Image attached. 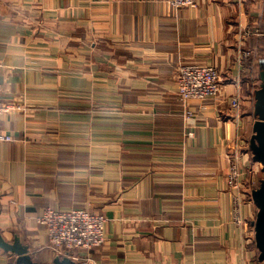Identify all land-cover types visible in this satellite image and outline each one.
I'll list each match as a JSON object with an SVG mask.
<instances>
[{"label":"crops","instance_id":"crops-1","mask_svg":"<svg viewBox=\"0 0 264 264\" xmlns=\"http://www.w3.org/2000/svg\"><path fill=\"white\" fill-rule=\"evenodd\" d=\"M170 1L0 0L3 101L15 106L1 118L14 141L0 145V233L35 262L63 258L35 220L51 207L106 217L95 264H261L234 221L227 173L235 144L250 150L254 134L258 85L238 47L244 31L264 34V0ZM182 64L213 67L227 84L219 101L190 102L189 120ZM247 154L243 180L260 169L253 191L264 172ZM251 194L240 202L248 226ZM15 260L0 249V264Z\"/></svg>","mask_w":264,"mask_h":264},{"label":"built area","instance_id":"built-area-1","mask_svg":"<svg viewBox=\"0 0 264 264\" xmlns=\"http://www.w3.org/2000/svg\"><path fill=\"white\" fill-rule=\"evenodd\" d=\"M170 4L176 9L198 7L197 0H171ZM252 35L262 36L264 34L259 30L244 31L241 34V43L238 47V63L240 65L253 55L251 50L244 48V42ZM1 75L2 63L0 62V145L14 141L11 135L2 130L1 118L15 109L14 105L3 101ZM176 87L177 100L185 108L186 120L191 119L193 116L189 108L190 102L219 101L226 96L227 92V84L221 73L213 67L202 64L180 65L176 74ZM243 95V87L238 81L234 94L228 97V107L233 111L236 118H239L242 114ZM244 146L235 144L234 156L229 164L227 180L229 186L238 191V196L235 200L236 212L234 221L241 227L245 243L254 245L255 231L253 223L248 226L240 215V202L241 204L246 202L244 200V191L249 194L252 193L251 190L255 184L252 175L256 172V168L250 170L251 179L248 186L243 183L242 166L245 162L244 157L248 155V149H242ZM257 169L259 168L257 167ZM35 220L36 224L45 230L48 244L56 255L68 257L74 264H95L91 257V252L99 250L105 244V216L80 208L61 211L46 207Z\"/></svg>","mask_w":264,"mask_h":264},{"label":"water","instance_id":"water-1","mask_svg":"<svg viewBox=\"0 0 264 264\" xmlns=\"http://www.w3.org/2000/svg\"><path fill=\"white\" fill-rule=\"evenodd\" d=\"M260 86L254 92L253 115L255 123L250 139V152L254 162L259 163L264 172V70L259 72ZM252 201L257 208L253 222L255 231V245L258 250V258L264 264V180L252 191ZM0 249L15 257L16 264H39L30 255L29 246L20 243L18 238L12 242L6 241L0 233ZM54 264H74L68 257L56 258Z\"/></svg>","mask_w":264,"mask_h":264},{"label":"trees","instance_id":"trees-1","mask_svg":"<svg viewBox=\"0 0 264 264\" xmlns=\"http://www.w3.org/2000/svg\"><path fill=\"white\" fill-rule=\"evenodd\" d=\"M250 38V37H249ZM250 49H254L252 57L244 61L245 66L249 69V78L256 82L258 87L261 84L259 72L264 70V38L263 37H252L250 38ZM256 64H254V62ZM255 92V91H254ZM253 221H251L252 225Z\"/></svg>","mask_w":264,"mask_h":264},{"label":"rangeland","instance_id":"rangeland-1","mask_svg":"<svg viewBox=\"0 0 264 264\" xmlns=\"http://www.w3.org/2000/svg\"><path fill=\"white\" fill-rule=\"evenodd\" d=\"M247 147H248V153L251 154V152H250V150H249V146H246V145H245V148H247ZM258 170H259V169H257V167H256V172H255L254 175H252L254 182H256V181L258 180V178H259V174H260V173L258 172ZM244 178H245V175H244ZM250 179H251V175L248 176L247 180L244 179V180H243V183L246 184V185L248 186V185H249L248 182H250ZM250 185H251V184H250ZM80 209H81V208H80ZM254 219H255V218H254Z\"/></svg>","mask_w":264,"mask_h":264}]
</instances>
